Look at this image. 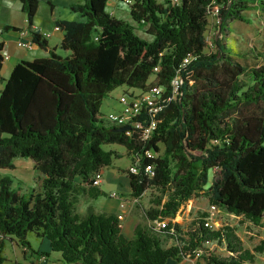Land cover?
<instances>
[{"label":"trees","instance_id":"obj_1","mask_svg":"<svg viewBox=\"0 0 264 264\" xmlns=\"http://www.w3.org/2000/svg\"><path fill=\"white\" fill-rule=\"evenodd\" d=\"M32 25L39 0H22ZM109 0L73 4L83 19H59L61 46L48 56L18 61L0 88V168H14V158L33 159L42 174L39 186L20 193L13 177L0 173V264L7 259V239L31 248L28 235L47 238L66 264H165L169 258L203 255L209 264H251L264 238L249 248L236 227L210 225L200 212L193 228L182 233L176 222L159 229L130 220L134 235L123 231L116 211L98 210L82 197L108 192L94 176L120 156L104 143H120L138 161L129 170L131 193L159 188L161 207L146 210L161 219L202 189L217 204L262 224L264 219V64L247 67L227 44L230 21L248 20L246 9L264 8V0H132L131 17L148 24L151 38L107 9ZM216 11V13H215ZM216 14L218 48L206 50L209 16ZM48 46L47 36L32 31ZM0 40V80L5 61ZM189 60L184 63L185 57ZM157 67V68H156ZM183 77L180 92L157 114L158 126L148 138L142 128L117 127L100 110L103 98L127 84L147 90L155 84L171 92V79ZM128 91V89H127ZM146 119H145V118ZM144 120V121H143ZM154 155H148L147 149ZM139 159V160H138ZM152 165V171L147 169ZM217 172L211 177V170ZM207 186V188H205ZM162 233L174 238L165 245ZM225 245L228 254L207 251V242ZM38 254L50 255L46 249Z\"/></svg>","mask_w":264,"mask_h":264},{"label":"rangeland","instance_id":"obj_2","mask_svg":"<svg viewBox=\"0 0 264 264\" xmlns=\"http://www.w3.org/2000/svg\"><path fill=\"white\" fill-rule=\"evenodd\" d=\"M163 1V0H159ZM116 2L118 4L115 6ZM107 9L118 17L130 20L135 26L136 31L147 38H151L147 32L148 24H139L130 15L129 4L125 1L109 0ZM249 21L242 19H233L231 21V31L226 39L227 44L233 46L240 53L233 55L244 63L247 67L264 64V9L250 7L246 9ZM209 24L206 31L207 46L206 50H216L218 45L216 38L218 35L217 23L219 17L216 14L209 16ZM220 37V35H219ZM252 50V51H251ZM7 61V60H6ZM128 90H139L137 88L122 84L109 91L103 98L100 110L103 114H108L110 111H119L123 104L119 101L122 93ZM105 148H114L118 150L119 155L115 157L112 164L105 166L102 170V181L98 186L103 187L107 194L94 198L90 195L82 197L78 203V210L85 212L89 202H94L98 210H116L120 215L123 223V231L128 236H133L134 231L130 225V219L136 222L159 229V219H153L148 216L146 210L153 207H161L157 203V198L162 195L159 188L155 186L148 187L140 196H135L131 193L130 186V165L133 162V155L127 148L120 143H104ZM14 168H0L1 174H9L13 177L12 186L18 188L19 192L28 191L32 186H39L42 179V174L36 168V163L33 159L24 156L14 158ZM217 172L214 167L211 170V177ZM206 185L205 188H207ZM108 189V190H107ZM116 191L119 195L115 196L112 193ZM206 189L200 190L193 194L189 199L182 202L176 212L171 215L164 216L163 219L169 222H176L182 229V233H187L190 228H193L200 212H207L206 216L208 223L213 227H219L225 223L232 224L236 227L238 234L241 236L244 245L249 248H254L261 239L264 238V219L262 224H255L250 219L241 214H236L222 207H213L210 202L209 195ZM163 201L168 199V195H162ZM163 242L169 245L174 242V238L167 233H162ZM32 242V247L24 248L17 241L16 237L7 239L8 247L5 250L7 259L1 264H18L21 261L23 264H33L30 260L36 258L37 248L40 243L48 242L47 238L37 236L34 232L28 235ZM44 240V241H43ZM43 246V245H42ZM50 246V245H49ZM205 247L209 252L218 254H228L225 245L219 244L216 241L207 242ZM51 253V252H50ZM204 250L199 251L195 256L183 257L187 264H209L203 256ZM41 255V254H40ZM45 254H42L43 256ZM42 261L46 259L41 258ZM51 262H57L54 254L48 257ZM47 260V259H46ZM251 264H264V250L257 251L255 260Z\"/></svg>","mask_w":264,"mask_h":264},{"label":"crops","instance_id":"obj_3","mask_svg":"<svg viewBox=\"0 0 264 264\" xmlns=\"http://www.w3.org/2000/svg\"><path fill=\"white\" fill-rule=\"evenodd\" d=\"M83 1L84 0H39L38 9L35 14L33 23L38 26L39 30L42 31L47 30L48 32H50V35L46 37L48 40V46L41 45L35 42L33 48H24L17 44V39L19 37V30L21 28H26L29 26L28 14L24 7V3L22 0H0V40H3L5 43L4 53L9 55V57L5 59L1 70L2 79L0 80V88L4 84L3 83L4 78H7L10 75L12 68L18 61L22 59H34L40 56H48L51 50H55L56 52H59L61 54H68L70 52L69 49H64L61 46V42L64 37V30L57 25V21L59 19H68V20L83 19L81 12L73 9L72 7L73 4L81 3ZM117 4L118 2H116L115 6ZM255 8L264 9L262 7H255ZM231 21L229 24L230 26H231ZM219 35L220 34L218 33L217 37ZM235 52L240 53L239 50H236ZM110 211H116V210H110ZM7 247L8 246H6V248ZM38 249L49 250L51 252L50 254L55 255L57 262H51V260L48 259L50 255H45L46 256L45 258L47 260L44 259L42 261L41 258L43 256H41L40 254H36V258L35 259L32 258L30 260L31 263L66 264L61 259L59 252L51 250L48 242L40 243ZM17 263L23 264V262L21 261L20 262L18 261ZM165 264H187V263L184 258H182L180 261H177V259L174 258H169Z\"/></svg>","mask_w":264,"mask_h":264},{"label":"built area","instance_id":"obj_4","mask_svg":"<svg viewBox=\"0 0 264 264\" xmlns=\"http://www.w3.org/2000/svg\"><path fill=\"white\" fill-rule=\"evenodd\" d=\"M121 1V0H116ZM126 3H129L132 0H123ZM216 13V11H215ZM37 30L43 35L49 36L50 32L47 30H39L38 26L34 23H32L31 26H28L26 28H21L19 30V37L17 39V44L24 48H33L35 45V40L32 36V31ZM5 59L9 57L8 54L4 53ZM189 60V57H185L184 63ZM157 68V67H156ZM183 82V77L177 73L175 74L171 79V92L168 94H165V89L158 84L153 85L147 90H128L122 93L119 97V101L123 104V107L119 111H110L108 114H106V117L115 122L116 124H129L130 128L132 126L135 127H143L142 128V137L148 138L153 130L157 128L159 119L157 117H152L148 122L144 125H142V119L138 117L142 112L144 108H147L148 111L152 112L153 114L159 113L161 110L164 109L166 106V103L168 100L172 99L173 97H176V95L180 92L181 85ZM144 121V120H143ZM127 128V132H131V129ZM146 153L148 155H154L155 151L153 149H147ZM139 160V159H138ZM130 169L132 171H138V161L131 163ZM148 170L152 171V165L147 166ZM102 181V171L98 172L94 176L93 182L95 184H99ZM113 195L117 196L119 195L116 191L112 193ZM213 207L219 208L221 206L217 204H213ZM208 223V222H207ZM158 225L160 227H164L168 225V221L161 218L158 221ZM43 257H46L43 255Z\"/></svg>","mask_w":264,"mask_h":264},{"label":"water","instance_id":"obj_5","mask_svg":"<svg viewBox=\"0 0 264 264\" xmlns=\"http://www.w3.org/2000/svg\"><path fill=\"white\" fill-rule=\"evenodd\" d=\"M129 127H130V125H122V126L117 127V129L118 130H124V129H127Z\"/></svg>","mask_w":264,"mask_h":264}]
</instances>
